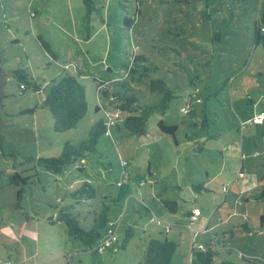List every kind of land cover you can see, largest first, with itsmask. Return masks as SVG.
Here are the masks:
<instances>
[{
  "label": "rangeland",
  "instance_id": "obj_1",
  "mask_svg": "<svg viewBox=\"0 0 264 264\" xmlns=\"http://www.w3.org/2000/svg\"><path fill=\"white\" fill-rule=\"evenodd\" d=\"M95 2L101 12L87 14L83 0H0V264H138L151 237L176 242L172 264H191L195 244L205 240L194 232L202 229L225 245H217L218 260L264 264V122L241 129V121L264 111V46L253 38L264 0ZM135 45V54L156 66L152 77L172 91L165 112L149 116L143 135L112 127L95 152L59 173L49 171L40 158L58 156L67 141L79 143L106 119L95 109L106 102L103 90L112 92L128 78L139 104L159 101L149 78L130 81ZM17 69L43 90L20 81ZM76 69L83 72L87 112L76 127L55 132L42 101L50 81ZM188 97L194 109L184 114ZM159 120L177 125L175 135L161 132ZM11 174L26 180L10 184ZM82 181L95 196L73 203L69 193ZM163 199L176 202L175 213ZM71 202L85 229L90 211L107 206L108 218L118 223L116 241L101 238L86 248L68 236L63 221L52 224ZM194 206L202 215L189 226Z\"/></svg>",
  "mask_w": 264,
  "mask_h": 264
},
{
  "label": "trees",
  "instance_id": "obj_2",
  "mask_svg": "<svg viewBox=\"0 0 264 264\" xmlns=\"http://www.w3.org/2000/svg\"><path fill=\"white\" fill-rule=\"evenodd\" d=\"M83 4L87 14L93 10H98V13L101 12L100 9L102 7H98L95 0H83ZM130 21L131 19L126 17L124 19L125 25L129 26L127 23H130ZM253 38L256 46L260 44L264 46V13L259 20L257 19L255 21ZM40 40L45 50L51 54L49 44L42 39ZM132 57L133 63L130 65L128 71L130 81L139 82L145 78H149L148 87L151 92L160 94L159 101L153 104H139V98L129 84L128 78H125L119 85H112L115 88L112 92L103 90L102 95L105 98L110 96L113 97L115 101L120 103V107L125 112L123 118L115 125L118 130L123 128L131 134L143 135L146 132V123L149 116L153 113L165 112L168 107V102L172 98V91L168 88L165 80L159 77H152L151 72L156 71V66L149 65L147 59L143 55L134 54ZM15 74L20 81L23 80L31 83L27 80L26 73L22 69L15 70ZM82 74L83 72L78 69L74 72L64 70L58 77L50 81L46 96L42 101V106L47 108L50 112L53 121L52 128L55 132H62L76 127L79 120L83 118L87 112L85 86L79 81V76ZM31 84L33 87L38 88L39 91L43 90V86L37 85L34 82ZM20 87H25V84L21 82ZM188 101H190V97L187 98V103ZM137 103V109L134 111V107L136 108L134 105H137ZM95 109L99 110L98 106ZM193 109L187 114H190ZM201 123L202 125H206L205 115ZM157 127L161 132L172 136L175 135V131L177 130V125L165 124L163 120L157 122ZM105 129V120L99 119L92 125L88 136L84 140L76 144L67 141L58 156L44 157L39 160L49 171L59 173L65 166L76 162L79 158H83L86 153L95 152L99 140L102 136H105ZM240 171L242 172V168ZM19 180L25 181L26 179L17 174H11L9 176L10 184L17 185ZM198 186L200 185H195L194 187ZM20 193L21 191L19 190L18 195H20ZM69 195L73 199V203H84L86 200L92 199L95 196V190L88 181H82L80 185L70 191ZM261 197L264 199V190L261 193ZM73 203L71 202L61 207L55 217L50 218L52 224H55L56 220L58 222L63 221L68 236L79 240L86 248H90L101 238L106 240L108 237L107 232L112 222L107 216V206L102 207L100 211H90L92 217L91 226L89 229H85L80 226L79 219L73 215L71 210L74 208ZM162 203L170 213L176 212L177 206L175 201L163 199ZM117 224L118 223H114L115 226H112L115 227V231ZM160 224L164 226L166 232L171 229L170 224L168 228H165V222ZM259 226L264 228V213L259 216ZM242 228L250 232L247 222L242 223ZM132 235L133 229L130 226L126 231V240ZM199 235H204L205 240L197 243V249L192 250L191 264H235L228 259L218 260L219 251L217 245H221L222 247L225 245L221 243L217 234L208 233L206 230L204 233L198 234L197 236ZM176 247V242L169 240L167 237L163 239L151 237L147 241L143 258L138 264H172V258ZM230 249V247H227L228 252ZM241 257L244 258L243 255H241Z\"/></svg>",
  "mask_w": 264,
  "mask_h": 264
},
{
  "label": "built area",
  "instance_id": "obj_3",
  "mask_svg": "<svg viewBox=\"0 0 264 264\" xmlns=\"http://www.w3.org/2000/svg\"><path fill=\"white\" fill-rule=\"evenodd\" d=\"M137 50V46L135 45L133 47V50L131 52L132 56H134L135 52ZM196 91H198L196 89ZM192 99L190 98V101H188V103H186V105L184 107L181 108V111L184 114L189 113L192 109H193V105H192ZM197 102H200L201 99L200 98H196ZM98 108L101 109L103 111V113L105 114V136L107 137H111L112 136V127H114L124 116L125 112L122 110V108L120 107V103L115 101V99L113 97H107L106 98V102L104 104H99ZM264 122V111H261L258 114L253 115L249 120L247 121H241V129H244L245 127L251 125V124H262ZM242 172L239 171V174H241ZM232 182L226 186L223 187V189L225 190V192L227 193L230 186H231ZM201 214V211L199 208L194 207L191 211V214L189 216V226H192V224L197 220L198 216ZM152 221H155L156 223H162V221L160 219H158L155 215H153L152 217ZM114 225V222L110 223V227L108 229V237L106 239V241L108 242H112V241H116V235H115V227H112ZM169 224H165V228H168ZM115 226V225H114ZM206 231V229H202L199 231H195V236H197L198 234L204 233ZM195 246H198V244L196 243ZM201 246V245H200ZM2 264H9V261L7 263H2Z\"/></svg>",
  "mask_w": 264,
  "mask_h": 264
},
{
  "label": "water",
  "instance_id": "obj_4",
  "mask_svg": "<svg viewBox=\"0 0 264 264\" xmlns=\"http://www.w3.org/2000/svg\"><path fill=\"white\" fill-rule=\"evenodd\" d=\"M4 77H5V74H4V72H2V71H0V90H1V88H2V79H4ZM2 93H1V91H0V95H1Z\"/></svg>",
  "mask_w": 264,
  "mask_h": 264
},
{
  "label": "crops",
  "instance_id": "obj_5",
  "mask_svg": "<svg viewBox=\"0 0 264 264\" xmlns=\"http://www.w3.org/2000/svg\"><path fill=\"white\" fill-rule=\"evenodd\" d=\"M243 166H242V170H243ZM191 211H192V209H190L189 211H187V219L189 220V215L191 214ZM202 215V210H201V214L199 215V216H201Z\"/></svg>",
  "mask_w": 264,
  "mask_h": 264
}]
</instances>
